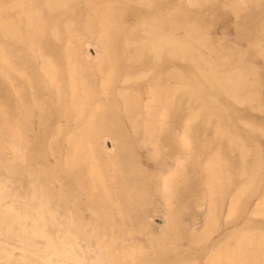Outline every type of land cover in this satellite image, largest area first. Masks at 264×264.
Here are the masks:
<instances>
[{
  "label": "rangeland",
  "instance_id": "1",
  "mask_svg": "<svg viewBox=\"0 0 264 264\" xmlns=\"http://www.w3.org/2000/svg\"><path fill=\"white\" fill-rule=\"evenodd\" d=\"M31 1L33 24L11 29L21 38L0 31L4 58L19 73L8 72L11 80L6 81L0 72V264H207L214 251L232 249L248 235L260 241L264 252V216L245 214L253 198L235 205L245 213L219 214L206 230L204 210L195 209L186 194V169L169 195L162 184L176 153L184 166L191 158L179 134L188 123L183 82L192 63L188 55L165 46L182 42L193 54L262 61L264 0H108V6L98 8L104 15L99 35L84 25L85 3L71 0L56 10L44 0ZM31 41L42 58L29 47ZM42 61L50 64L54 83ZM257 70L263 94L264 68ZM152 87L162 99L150 101ZM262 107L264 101L253 111L258 126L264 125ZM188 126L199 161L224 154L213 125L204 135ZM67 136L82 137L90 146L83 151L87 160L72 171L63 165ZM261 149L253 171L254 182L264 187L259 166L264 137ZM89 163L100 172L103 197L88 194ZM226 197L216 206L223 203L225 208ZM71 222L77 230L70 228ZM34 224L42 225L45 235L33 230Z\"/></svg>",
  "mask_w": 264,
  "mask_h": 264
},
{
  "label": "bare ground",
  "instance_id": "2",
  "mask_svg": "<svg viewBox=\"0 0 264 264\" xmlns=\"http://www.w3.org/2000/svg\"><path fill=\"white\" fill-rule=\"evenodd\" d=\"M68 1H71V0H44V3L49 8L57 10V8L66 5ZM76 1H78V2L81 1V2L85 3L89 8L88 12L82 18L85 27H87V28L92 27L93 29L95 28L97 35L102 34L101 33V30H103L102 29L103 28L102 17L104 15L99 14L100 10L98 8L102 7V6L103 7L108 6V4H107L108 0H76ZM28 4L30 5V7L28 6ZM258 5H260V4H258ZM32 6H33V2L31 0H29V1H25V0H0V31H1V34L5 37L8 36L11 38L12 37H18V36L20 37V35H22V34H19L18 32H14L11 29L14 28L15 26L17 27V25H19L21 23H24L26 26L33 24L34 18L31 14V7ZM16 7L18 9V10H16L17 11L16 15L11 14L12 9H14ZM258 24H259V22H258ZM71 25L74 26L73 23ZM150 36H152V35H150ZM13 40H14V38H13ZM31 40H32V38H31ZM145 42H147V41H145ZM34 45H35V42L31 41L29 47H31V49L36 52V54L39 56V58L40 57L42 58V55L39 51L40 48L38 47V45L36 48H34ZM155 46H157V45L155 44ZM155 46H150L149 48L156 50L157 47H155ZM165 47L169 48L175 54L188 55V58L192 63V69L188 72V76L186 78V81L183 82L184 89L187 92L186 100L189 103V110L187 113L188 123L189 124L191 123V125L193 124V126L195 125V131L196 132L200 131L203 135L206 133L209 125H213L214 126L213 133L217 136V142L220 143L221 145H224L226 149H225L224 154L222 156H220V153L217 152L216 155H213L212 157H209L207 159H203V160L199 161V158L196 157V154L194 152H192L193 147L191 146L192 145L191 133L188 130L190 126H188V123H187L185 125V127L183 128V131L179 134V137H180V141H181L182 145L185 148H187L188 150L191 149V152L189 154V156H191V158H190L188 164L185 165L186 166L185 167L184 166V158L182 157V155L180 153H176L174 155L173 168L170 169V172L164 178V181L162 180L163 181L162 184H164L163 191L167 195H169L168 192H170L171 186L174 183L175 184L177 183L179 185V183L181 182L180 179L182 177L183 171H184V169H186V173H185L186 177H185V182H184L186 194L190 200L191 205H193L195 209L199 208L201 210H204V217H206V219L208 220V223L205 225V227L203 226L204 229H206V230H210L211 222H214L216 217L219 214H221V215L226 214L228 216V215H231V214L236 213V212H237V214L242 213V212L245 213L243 211V208L238 209L235 206L239 202V200H243V199H251V198L254 199L252 205H250L251 207L248 208L247 212L245 213L247 215V217L250 218V217H254V216H264V187L260 186L256 182H254L255 180H254V171H253V168H254L253 166L256 163L255 157L261 153L262 139L264 137V125L258 126L256 124V122H257L256 118L259 116L255 113H253V111H255V109H257L258 107L261 106V102L264 101V93L260 94V92H259L260 74L257 70L258 68H264V57H262V61H259L256 58H245L242 56H215V55H211V54L210 55H204L201 53L193 54L192 52H195V51L192 50V48L188 45V43H182V42H180V43L179 42H173V44H170V45L167 44ZM204 49H205V47H204ZM4 51H6V50H4ZM146 52H148V51H146ZM161 53L163 54V51ZM5 54H7V53H5ZM150 54H152V53H150ZM189 60H188V62H189ZM41 67L43 68L45 73L48 75L50 83H54V81H55V79L53 77L54 74H52L50 64L42 61ZM10 71L18 73L15 65H12L8 59L4 58L3 50L0 46V72H2V74L5 76V78L7 79L6 81L9 80L8 72H10ZM9 74H11V73H9ZM0 75H1V73H0ZM18 75H19V73H18ZM5 78L3 77V79H5ZM13 79H14V77H13ZM181 84H182V81H181ZM13 92L18 97V99H20L19 92L16 90V87H13ZM151 93H152V96L150 98V101L162 99V97L160 96V90L159 89L153 88L151 90ZM123 97H124L125 102L128 103L130 100L129 97L127 95H124ZM232 103H235L234 108H232L233 107ZM236 105H239L240 108L237 107ZM150 107H151L150 104L146 105L147 109ZM25 108H26V106H25ZM262 108H264V107H262ZM73 111L76 112L77 109L74 108ZM148 112H149V110H148ZM26 114H28V113H26ZM20 121H21V119H20ZM138 122H140V121H138ZM25 129H26V127H25ZM141 131H143V130H141ZM18 133L22 137L23 136L25 137L22 129L19 128ZM14 134H15V132H14ZM146 138H147V136H146ZM65 140L67 143L68 152L64 156L63 165L67 171H72V170L76 169L79 166V164H81L85 159L87 160L83 151H84V149H89L90 146L89 145L86 146V144H84L82 137H79V139H75V137L73 138L71 136H67L65 138ZM102 143L103 142H101V145H102ZM101 147H103V146H101ZM18 149H19V147H18ZM103 149H106V148H103ZM222 153H223V151H222ZM184 154H185V152H184ZM31 158H32V155H31ZM91 164L92 163H89V169H88V175H89V179H90V189L91 190L89 189L90 193H88V194L90 196H93V195H95V193H98L97 194L98 197H103L105 192L103 190H101L102 184H100L101 183L100 172H98L96 167H93ZM259 166H260V169L262 171H264V160L261 162V164ZM170 168H171V166H170ZM263 185H264V183H263ZM227 194H228V196L226 197ZM223 197L227 198V206H225V208H224L222 206L223 203L219 207L216 206L217 201L222 200ZM78 203H80V202H78ZM168 205H169V203H168ZM54 208H52V209H54ZM195 209H193V210H195ZM80 210H81V208H80ZM22 212L25 214L24 210ZM62 212H63V210H62ZM13 217H16V216H14V214H13ZM32 217H33V215H32ZM58 217H59V215H58ZM4 222H6V221H4ZM12 224H14V223H12ZM76 224L74 222H71L70 228L77 230L78 226ZM63 225H64V223H63ZM58 227H60V226H58ZM120 228H122V226H120ZM33 230H35L36 232H38L42 236L45 235V233L43 231V227L40 224H34ZM48 232H50V230ZM260 233H261V231H260ZM117 234H119V233H117ZM53 236H56V235H53ZM46 238L47 237H45L44 239H46ZM53 241H52V243H54ZM28 243H29V241H28ZM41 243H42V241H41ZM235 243H236V246H234V248H232V249H227V250L221 251V252L220 251L219 252L214 251V253L210 256L207 264H264V252H260V248H259L260 241L255 239V237H253L252 235L243 236L241 238H238L237 242H235ZM250 245L251 246L253 245L255 247L250 248ZM53 246H54V244H53ZM97 246H99V245H97ZM105 246H107V245H105ZM24 248H26V247H24ZM82 249H83V247H82ZM31 250H33V249H31ZM57 251H59V248L57 249ZM36 252H38V251H36ZM129 254H128V256H129ZM138 254H139V252H138ZM160 254H161V250H160ZM90 256L91 255H89V257ZM40 258H42V257H40ZM139 258H141V257H139ZM134 263H136V262H134ZM204 263H205V261H204Z\"/></svg>",
  "mask_w": 264,
  "mask_h": 264
}]
</instances>
